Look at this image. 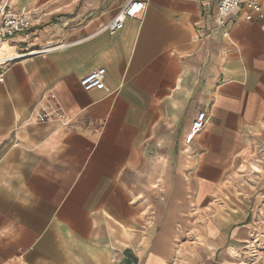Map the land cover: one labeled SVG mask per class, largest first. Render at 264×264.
<instances>
[{
    "label": "crops",
    "instance_id": "crops-1",
    "mask_svg": "<svg viewBox=\"0 0 264 264\" xmlns=\"http://www.w3.org/2000/svg\"><path fill=\"white\" fill-rule=\"evenodd\" d=\"M129 1L0 0L33 21L1 43L5 55L37 51L0 66V264L253 259L264 0L261 16L248 21L243 7L225 24L220 0H139L111 33ZM100 67L105 87L85 91ZM41 106H61L66 121L37 122ZM202 111L207 125L188 143Z\"/></svg>",
    "mask_w": 264,
    "mask_h": 264
},
{
    "label": "built area",
    "instance_id": "built-area-1",
    "mask_svg": "<svg viewBox=\"0 0 264 264\" xmlns=\"http://www.w3.org/2000/svg\"><path fill=\"white\" fill-rule=\"evenodd\" d=\"M243 7H247L249 12L246 14V20L252 21L255 15L261 16V5L256 0H220L218 6V22L225 24V19L236 13ZM142 8V3L139 0H130L129 3L121 9V11L108 23L107 29L111 33H115L124 27L127 18H136ZM33 28V21L30 13L22 11H14L10 9L6 2L0 3V45L2 42L11 40L16 35L26 33ZM7 46L1 45L0 50L3 56L0 58V66L7 65L23 57L35 54L37 51H25L16 53L15 55H5L7 53ZM106 69L100 67L85 75L80 84L85 91L93 89H101L105 87ZM2 80V79H1ZM52 98L55 99L54 95ZM56 118L60 121H66L64 110L58 106L53 111L48 107L41 106L37 113V122L44 123L50 119ZM208 122L207 112H199L192 123V129L188 143H192L195 138L205 129Z\"/></svg>",
    "mask_w": 264,
    "mask_h": 264
},
{
    "label": "rangeland",
    "instance_id": "rangeland-1",
    "mask_svg": "<svg viewBox=\"0 0 264 264\" xmlns=\"http://www.w3.org/2000/svg\"><path fill=\"white\" fill-rule=\"evenodd\" d=\"M261 221L263 223V229L256 232L254 242V251H251L250 254H253L252 257L247 260L245 259L247 256L243 254V258L241 259L240 264H264V216L261 217ZM242 253V252H241Z\"/></svg>",
    "mask_w": 264,
    "mask_h": 264
}]
</instances>
